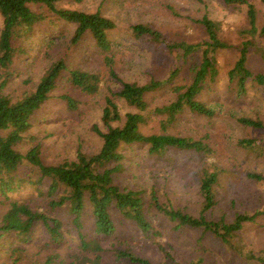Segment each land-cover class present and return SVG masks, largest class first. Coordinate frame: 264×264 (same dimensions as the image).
<instances>
[{
  "label": "rangeland",
  "instance_id": "1",
  "mask_svg": "<svg viewBox=\"0 0 264 264\" xmlns=\"http://www.w3.org/2000/svg\"><path fill=\"white\" fill-rule=\"evenodd\" d=\"M247 1L255 5L256 24L259 28L264 24V3L262 0ZM74 5L87 11L98 8L115 21V27L108 34L111 52L116 58V71L124 80L144 83L150 78H162L170 69L178 67L174 83L190 82L192 69L200 61L199 49L183 56L179 48L170 51L162 42L153 40L149 35H137L132 25L146 23L169 38L200 42L207 38L204 25L198 21L204 13L220 22L219 36L231 44L238 45L243 39H251L254 46L248 52V66L254 71H264V33L252 35L245 31L249 26L246 3H228L225 0H81ZM74 27L75 24L67 21L44 24L23 39L25 50L11 65L13 76L3 87L4 92L13 99L18 98L26 89L34 87L53 60L62 56L68 67L99 71L101 63L98 58L101 59L102 50L88 34L71 44ZM234 52V46L217 49L214 55L218 74L199 96L215 109V113L200 114L186 107L166 127L170 132L208 140L210 155L192 149L174 148L163 156H153L147 153L144 146H125L123 150L127 155L123 160V171L118 174L121 184L144 187L145 193L154 188L159 201L164 204L197 213L203 202L200 185L205 170L220 168L213 186L215 203L206 211L209 217L224 216L230 220L236 212H253L264 208V146L261 144L264 142V127L253 129L238 120L240 116H248L260 118L264 122V85L248 79L246 92L236 95L234 82L229 81L226 73L234 63ZM66 73V70L62 71L58 84L51 91L52 97L35 114L32 126L18 145L20 151H25L31 143L40 141L44 160L51 163L71 157L78 145L87 152H94L100 146L101 137L93 130V124H97L102 131L106 129L100 120L104 94L108 89L116 92L121 86L116 80H107L105 84L101 81L93 94L78 92L71 90L73 88L66 80ZM68 89L77 99L78 106L74 110L68 109L59 96ZM173 98L174 92L170 85L149 94L150 107L147 109L145 131L162 129L161 119L165 114L156 111L155 106ZM116 101L122 115L128 110H135L123 98L117 97ZM112 124H120V120ZM248 136H253L254 148L239 142ZM248 172L259 173L263 179L250 177ZM17 176L21 182L15 196L27 198L32 205L39 204L44 211L62 218L65 238L63 244H60L62 251L60 248L61 255L57 264H85V261L77 260L81 258L83 250L79 245L80 238L71 224L73 214L66 205L56 209L47 207L50 179L39 178L38 170L24 163L19 166ZM53 191L51 195L54 198L66 193L63 186H57ZM5 207V203L0 202V220ZM87 211L89 208H83L79 216L86 239L94 235L93 226H90L92 219L86 214ZM110 212L115 231L101 241L106 251L99 264H139L117 259L112 253L115 246L132 249L154 264H187L200 258V263L196 264H254L219 238L208 232L203 233L200 228L175 229L174 222L154 210L148 216L160 232L153 238L138 234L136 223L124 217L116 208L112 207ZM33 235L30 250L36 254L40 252L42 256L44 249L40 251L34 243L37 239L46 240L48 237L43 228L36 230ZM235 239L242 241L248 249L264 248V213L259 214L253 222L245 223L237 231ZM0 241L8 243L6 246L9 247L21 240L13 237ZM161 245L170 251L169 256L162 251ZM7 247L0 250V264H11L6 253ZM88 253L94 256L93 251Z\"/></svg>",
  "mask_w": 264,
  "mask_h": 264
},
{
  "label": "trees",
  "instance_id": "2",
  "mask_svg": "<svg viewBox=\"0 0 264 264\" xmlns=\"http://www.w3.org/2000/svg\"><path fill=\"white\" fill-rule=\"evenodd\" d=\"M62 1L65 4H60ZM80 1L0 0V202L6 205L0 220V240L13 237H19L21 240L9 247H7L8 243L4 244L0 241V250L7 247L6 253L11 259V264H57L61 255L60 244H63L65 238L62 218L44 211L39 204L32 205L27 198L15 196L21 182L17 171L24 163L35 167L39 178L50 179L48 187L50 198L46 201L47 207L56 209L66 205L73 214L70 218L71 224L78 234V239L80 238L79 245L83 250L81 258L77 260L85 261V264H99L103 252L106 251L101 241L113 235L115 231L114 219L110 212L112 207L124 217L133 220L139 228L140 235L150 238L159 235L160 230L152 225L148 216V213L154 210L174 222L173 227L177 230L185 227L200 228L203 233L208 232L234 248L250 262L264 264V248L248 249L242 241L235 239L237 231L243 228L245 223L253 222L259 214L264 213V208L255 209L253 212H236L230 220L224 216L211 218L206 213L215 203L213 186L218 179L220 168L205 170L200 185L203 202L197 213L164 204L159 201L154 188L145 193L144 187L121 184L118 181V174L123 171V160L127 155L123 150L125 146H144L147 153L153 156H163L174 148L192 149L210 155L211 146L208 140L170 132L166 127L186 107L200 114L215 113V109L199 96L218 74L219 68L214 55L217 49L232 46L235 48L234 63L226 73L229 81L234 82L236 95H243L246 92L248 79L264 85V71H254L247 63L248 52L254 46L253 41L247 38L241 40L238 45H233L222 39L218 34L220 22L206 13L198 19L207 33V38L200 42L175 40L149 24L134 23L132 29L137 35H149L153 40L162 42L167 50L174 51L179 48L182 50V55L186 56L199 49L200 61L193 67V76L188 83H174L178 67L170 69L162 78H150L144 83L124 80L116 71V58L111 52V39L108 34L109 30L115 27V21L98 8L87 11L74 5ZM262 1L264 3V0ZM225 2L246 3L249 26L245 31L252 35L257 32L264 33V24L257 27V11L252 2L247 0H225ZM60 21L75 24L70 37L71 44L77 43L86 34L93 38L94 43L103 53L101 59L98 58L101 68L99 71H89L68 67L63 56L56 58L44 69L32 89H26L18 98L13 99L4 92L3 87L13 76L11 65L25 50L23 39L32 34L38 26ZM63 70L67 72L65 76L73 88L71 90L78 92L93 94L98 90L101 81L105 84L107 80H116L121 86L116 92L108 89L104 94L100 120L106 129L102 131L97 124H93V130L101 137L100 146L94 152H87L78 145L71 157L51 163L44 160L40 141L31 143L25 151H20L18 145L32 126L35 114L52 97L51 91L58 84ZM166 85H170L174 98L155 106L156 111L165 114L161 119L162 129L145 131L147 109L150 107L148 96ZM59 96L68 109L74 110L78 106L75 94L69 89ZM117 97L123 98L135 110H128L122 115L116 101ZM119 120L120 124H112ZM238 120L253 129L264 127V122L260 118L240 116ZM239 142L247 147H255L253 136L241 138ZM261 144L264 146V142ZM248 175L263 179L259 173L248 172ZM57 186H63L66 193L54 198L51 194ZM83 208H89L86 214L92 219L90 226H93L94 231V235L91 234L92 237L88 239L84 237L82 222L79 221ZM39 228H43L48 237L46 240L37 239L34 243L40 251L44 249L42 256L40 252L37 254L31 252L29 246L33 240V233ZM160 247L166 256L170 255L167 248L162 245ZM89 251H93V257L88 255ZM112 253L117 259H125L128 262L154 264L129 248L115 246ZM69 255L73 256L72 253ZM88 259L89 261H86ZM95 259L98 261L94 262ZM200 261L201 258L196 262L200 263ZM196 262L191 260L187 264H196Z\"/></svg>",
  "mask_w": 264,
  "mask_h": 264
}]
</instances>
